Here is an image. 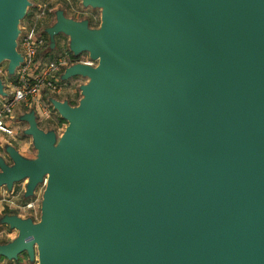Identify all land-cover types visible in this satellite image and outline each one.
<instances>
[{
  "label": "water",
  "instance_id": "95a60500",
  "mask_svg": "<svg viewBox=\"0 0 264 264\" xmlns=\"http://www.w3.org/2000/svg\"><path fill=\"white\" fill-rule=\"evenodd\" d=\"M99 25L62 9L43 29L88 54L77 105L48 99L62 134L26 124L35 158L2 147L0 191L43 186L39 219L0 258L37 264H264V0H80ZM29 0H0V63L15 76ZM50 38V39H49ZM46 47V51H47ZM96 63V64H95ZM0 77V98H7Z\"/></svg>",
  "mask_w": 264,
  "mask_h": 264
},
{
  "label": "built area",
  "instance_id": "2783aa9c",
  "mask_svg": "<svg viewBox=\"0 0 264 264\" xmlns=\"http://www.w3.org/2000/svg\"><path fill=\"white\" fill-rule=\"evenodd\" d=\"M51 12L49 9H46V6L29 8L20 24L21 33L17 40V50L22 57V63L16 70L14 80L6 86L10 94L0 103V133L2 134H12L10 128L5 126L4 119L12 115L13 109L20 103L28 104L35 102V99L43 89L52 94L57 93L59 91V84L61 83L59 80L60 74L66 67L72 64L68 56L52 59L44 65L38 62L39 53L46 45V36L42 32L43 28L39 23ZM80 62L91 64L88 60ZM36 69L38 72L33 73V70ZM44 114L48 118V115ZM43 186L41 187L43 188ZM23 191L24 186L20 189V194H23ZM17 196L19 195L17 194ZM33 198V200L24 202L22 207L17 206V209L22 211L32 210L33 213L29 217L36 221L38 213L36 207L39 206L41 199L37 195V191Z\"/></svg>",
  "mask_w": 264,
  "mask_h": 264
},
{
  "label": "rangeland",
  "instance_id": "374dc122",
  "mask_svg": "<svg viewBox=\"0 0 264 264\" xmlns=\"http://www.w3.org/2000/svg\"><path fill=\"white\" fill-rule=\"evenodd\" d=\"M32 5L36 6H46V9H49L51 14H48L47 17H44L39 25L45 29L49 27L54 21L53 13L57 9H62L66 16L75 20H82V19H88L91 27H97L99 25V19H100V11L96 9L91 8H84L81 5L80 0H29ZM50 39V38H49ZM47 37H46V45L42 49V51L39 53L38 56V62L44 65L48 61H51L52 59L62 58L63 56H68L70 58V53L68 49L69 39L68 37H65L63 35H59L56 37V44L55 47L51 50L48 49L47 45ZM47 47V51H46ZM80 61H87L88 60V54L83 53L79 56ZM96 64V63H95ZM7 62L4 61L0 63V77L3 81V84L7 86L9 82L14 80L15 76H9L7 74ZM39 69V68H38ZM37 69L33 70V73H37ZM83 82H86L85 79H82L80 77H76L70 80V83L64 84L63 82L59 84V91L57 93H49L47 90L43 89L39 93L38 97L35 99V102L37 103L32 109L35 110L37 114V120H38V126L40 129L43 130H49L52 129L56 131L59 135L62 134L63 130L66 127V123L60 124V118L59 115L54 111L52 106L48 103L49 98H53L56 100H66L71 105H77L80 100V92H79V85ZM7 91V89H5ZM10 92L8 93V95ZM48 115V118H46L45 114ZM25 128V127H24ZM21 143L23 145H27L29 147V151L24 153V157L32 159L36 156V151L33 149L31 145L30 138L25 137L21 134V137L19 138ZM25 184V181H22L18 184H16L13 194H9V196L14 195L15 199L13 201L14 205L11 207V212H19L20 214H23L24 216H29L33 213L32 210H18L17 206L22 207L24 202H28L30 200H33L34 198L27 199L26 201L22 198V193L20 194V187L22 188ZM43 188L41 186L37 189V195H42ZM17 194L19 196H17ZM41 202V199H40ZM7 209V208H6ZM9 210V209H8ZM16 210V211H13ZM37 213V220L39 219V206L36 207ZM33 264H37V262H34Z\"/></svg>",
  "mask_w": 264,
  "mask_h": 264
},
{
  "label": "crops",
  "instance_id": "0c3cea01",
  "mask_svg": "<svg viewBox=\"0 0 264 264\" xmlns=\"http://www.w3.org/2000/svg\"><path fill=\"white\" fill-rule=\"evenodd\" d=\"M63 83L69 84L70 80L67 82H63ZM84 83L85 82H83L82 84ZM6 92L8 94L10 91L7 89ZM4 100L5 98L3 99L0 98V103L3 102ZM35 104H36L35 102H30L28 104L20 103L13 109L12 115L4 119L5 126L10 128V130L12 131V134L8 135V134L0 133V155L3 156L2 147L4 145H9V144L14 146L23 156H24V153L29 151L28 150L29 147H27V145H23L21 141L19 140L23 130L26 128V124L23 122H20L19 117L23 115L24 113H26L30 108L34 107ZM14 199H15V196L14 195L9 196V194L6 193L5 189H2L0 191V217L4 212L13 213L21 217H27V216H24L23 214H20L16 210H13L16 212H11V205H13V203L12 204L10 203L13 202ZM16 237H17V232L15 230H10L7 226L0 225V245L10 242ZM0 264H33V263H30L25 257H20L18 261H11V262L3 258H0Z\"/></svg>",
  "mask_w": 264,
  "mask_h": 264
},
{
  "label": "trees",
  "instance_id": "16d2710c",
  "mask_svg": "<svg viewBox=\"0 0 264 264\" xmlns=\"http://www.w3.org/2000/svg\"><path fill=\"white\" fill-rule=\"evenodd\" d=\"M70 58H71V62H72V63H75V62L80 61L79 58H74L71 54H70ZM61 123H65V122H64L63 120H60V124H61ZM21 257H25V258H26L25 255H23V256H21ZM19 259H20V258H19ZM19 259H18V260H19ZM26 259H27V258H26Z\"/></svg>",
  "mask_w": 264,
  "mask_h": 264
}]
</instances>
